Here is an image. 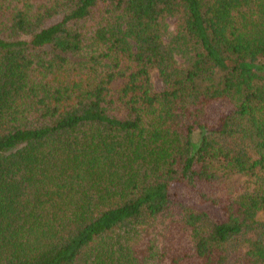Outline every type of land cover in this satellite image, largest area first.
Listing matches in <instances>:
<instances>
[{"label":"trees","instance_id":"16d2710c","mask_svg":"<svg viewBox=\"0 0 264 264\" xmlns=\"http://www.w3.org/2000/svg\"><path fill=\"white\" fill-rule=\"evenodd\" d=\"M260 212L264 0H0V264H264Z\"/></svg>","mask_w":264,"mask_h":264},{"label":"rangeland","instance_id":"374dc122","mask_svg":"<svg viewBox=\"0 0 264 264\" xmlns=\"http://www.w3.org/2000/svg\"><path fill=\"white\" fill-rule=\"evenodd\" d=\"M167 22L169 25V28H168L169 33H173V31H174V20H168ZM151 85H152L153 89L156 91H160L162 89V82H161L156 71H153L151 73ZM232 182L234 185H237V187L241 189L240 193H242L245 189H247L245 187H247L249 185V182H247V177H234L232 179ZM257 219L263 220L264 214L260 212L257 216Z\"/></svg>","mask_w":264,"mask_h":264}]
</instances>
